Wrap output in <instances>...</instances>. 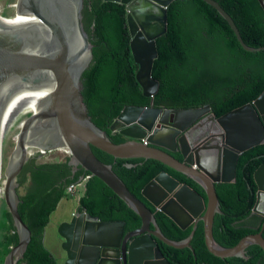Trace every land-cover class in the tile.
<instances>
[{"label": "water", "instance_id": "water-1", "mask_svg": "<svg viewBox=\"0 0 264 264\" xmlns=\"http://www.w3.org/2000/svg\"><path fill=\"white\" fill-rule=\"evenodd\" d=\"M102 1L126 6L130 51L137 65L135 78L143 96L152 97L158 89V81L151 76L157 57L155 40L166 32L167 6L172 0ZM203 1L226 20L244 50H264V46L253 48L243 42L233 20L216 1ZM258 2L264 11V0ZM83 4L84 0H17L15 14L33 20L13 26L0 19V126L17 114L34 111L21 90L51 87L38 110L20 123L14 145L18 158L13 165L9 161L5 170L2 200L16 227L18 242L3 264H16L31 237L17 210V178L30 147L62 149L73 172L80 167L102 180L140 218L138 228L118 235L115 223L100 221L85 211L76 212L57 229L66 252L64 264H170L155 239L174 248H191L199 220L205 245L216 256L245 258L249 245H257L264 252V223L259 232L245 235L231 247L217 244L212 234L214 216L221 213L215 185L235 181L239 155L264 143V90L252 102L219 117L209 113L208 105L192 109L125 105L109 125L111 132L125 138L114 143L93 123L81 95V76L92 59V44L82 23ZM180 114L185 122L177 124ZM198 129L200 134L193 136ZM92 147L115 158L155 159L196 181L205 192L206 202L193 188L165 172L141 189L142 196L180 228L192 225L189 236L182 241L163 236L153 213L127 189L110 165L95 156ZM175 150L181 160L168 152ZM253 178L257 191L251 214H257L264 196V162L255 169Z\"/></svg>", "mask_w": 264, "mask_h": 264}, {"label": "trees", "instance_id": "trees-1", "mask_svg": "<svg viewBox=\"0 0 264 264\" xmlns=\"http://www.w3.org/2000/svg\"><path fill=\"white\" fill-rule=\"evenodd\" d=\"M214 1L231 17L246 45L264 46V11L258 0ZM82 23L92 44V59L81 76V95L93 123L114 143H121L125 138L111 132L109 125L125 105H152L161 109L208 105L210 113L219 117L252 102L264 90V50H244L226 20L203 0H172L167 6L166 32L155 40L157 57L153 60L151 76L158 81V89L152 97L143 96L135 78L137 65L130 51L126 6L111 1L84 0ZM92 151L144 202L166 238L181 241L189 236L191 225L180 228L170 217L156 210L140 191L157 174L165 172L193 188L206 202L205 192L196 181L155 159L115 158L95 147ZM168 152L181 160L179 154ZM263 162L264 143H261L239 155L235 181L215 185L221 213L214 216L212 232L220 246L231 247L245 235L261 230L264 221L257 224V217L250 213L257 191L253 173ZM82 175L89 174L80 167L73 172L68 156L44 163L32 156L25 162L17 182L26 191L17 192V210L31 237L17 264H57L44 245L43 232L59 201L68 197L66 186ZM2 206L0 264L18 242L16 227L4 201ZM78 210L100 220L121 219L126 230L140 224L138 215L95 176L87 179L78 200ZM156 241L170 264H264V252L257 245L245 249L246 258H222L209 252L201 220L190 240L196 259L188 247L174 248Z\"/></svg>", "mask_w": 264, "mask_h": 264}, {"label": "rangeland", "instance_id": "rangeland-1", "mask_svg": "<svg viewBox=\"0 0 264 264\" xmlns=\"http://www.w3.org/2000/svg\"><path fill=\"white\" fill-rule=\"evenodd\" d=\"M17 0H1L0 3V19L15 23V7L14 4ZM30 114L24 112L17 114L11 125L5 131V136L2 141L1 147V166H0V187L3 186L2 180L5 177V170L10 161L11 154L14 150L16 135L20 129V123ZM183 114L176 117V123L182 124ZM29 157L36 156L37 162H51L62 159L66 156V152L60 150H49L42 154H38V149L28 148ZM83 189H77L72 193H68V197L62 198L57 204L56 209L50 214L49 222L43 232V242L46 248L54 255L57 264H64L66 259V252L62 247V237L58 233V226L62 221L70 220L78 208V200L83 195ZM26 191L24 186H17V192L23 194ZM0 207L3 208V194L0 195ZM1 218V213H0ZM18 256V254H17ZM17 264V263H16Z\"/></svg>", "mask_w": 264, "mask_h": 264}, {"label": "bare ground", "instance_id": "bare-ground-1", "mask_svg": "<svg viewBox=\"0 0 264 264\" xmlns=\"http://www.w3.org/2000/svg\"><path fill=\"white\" fill-rule=\"evenodd\" d=\"M27 20L32 21L33 18H31V17H22V16H19V15L15 14V23H11L9 21H5V20L1 19V21L4 24L13 25V26H16V25L20 24L21 22H25ZM50 89H51V87H49V88H40V86H35L33 88H30V89L26 88V89L21 90V92L27 98V100L29 101L30 105L32 106V108L34 110V111H30L31 113L32 112H36L38 110L40 100L45 97L46 93L48 91H50ZM160 114H161V112L158 115H160ZM15 117H16V115L11 117V118H9V119H7L0 126V151H1V147H2V141H3V138L5 136V131L11 125V123L14 120ZM17 158H18V153L14 152V150H13V152L11 154L10 165H13L15 163V161L17 160ZM0 166H1V154H0ZM2 184H4V179L2 180ZM2 189H3V186L0 187V195L2 193Z\"/></svg>", "mask_w": 264, "mask_h": 264}, {"label": "flooded vegetation", "instance_id": "flooded-vegetation-1", "mask_svg": "<svg viewBox=\"0 0 264 264\" xmlns=\"http://www.w3.org/2000/svg\"><path fill=\"white\" fill-rule=\"evenodd\" d=\"M210 113V112H209ZM187 122V121H186ZM197 122V121H196ZM196 122H194V123H192V125H194ZM186 130V129H185ZM163 131V130H162ZM200 129H198L195 133H194V135L193 136H197V135H199L200 133ZM184 133V131L181 133V134H183ZM180 134V135H181ZM180 135H178V136H176L175 137V140L177 141V139L179 138V136ZM197 144H198V142H197ZM173 153H175V154H179V152L177 151V150H175V151H172ZM180 155V154H179ZM72 171H73V169H72ZM218 184V183H217ZM202 197V196H201ZM203 198V197H202ZM79 210H78V208H77V210H76V212H78ZM258 211V213L257 214H253V215H255L256 217H257V220L255 221V222H257V224L262 220V221H264L263 219H264V209H260V210H257ZM75 212V213H76ZM74 213V214H75ZM116 213H119V212H116ZM253 215H251V216H253ZM65 221H68V220H65ZM101 221H104V222H109V223H115L116 224V234H118V235H120V234H124L125 232H131L133 229H135V228H131V229H128V230H125V222L123 221V220H121V219H105V220H101ZM63 222V221H62ZM120 222H122L123 224L121 225L120 224ZM110 235H111V233H110ZM184 248V247H183ZM165 258V257H164ZM166 259V258H165ZM167 260V259H166ZM191 264V263H190Z\"/></svg>", "mask_w": 264, "mask_h": 264}, {"label": "built area", "instance_id": "built-area-1", "mask_svg": "<svg viewBox=\"0 0 264 264\" xmlns=\"http://www.w3.org/2000/svg\"><path fill=\"white\" fill-rule=\"evenodd\" d=\"M141 141H143L144 143H146L145 138L141 139ZM37 149H38V154H42L45 151H48V150H43V149H39V148H37ZM66 156H68V154ZM89 177H90V175H84L80 180H77V181H75L73 183L68 184L66 186V188H65L66 194L68 195V193H72L73 191H75L77 189H84L85 183H86V181H87V179Z\"/></svg>", "mask_w": 264, "mask_h": 264}, {"label": "clouds", "instance_id": "clouds-1", "mask_svg": "<svg viewBox=\"0 0 264 264\" xmlns=\"http://www.w3.org/2000/svg\"><path fill=\"white\" fill-rule=\"evenodd\" d=\"M243 152H244V151H243ZM39 155H40V154H39ZM143 187H144V186H143ZM140 193H141V191H140ZM133 195H134V194H133ZM141 195H142V194H141ZM255 201H256V200H255ZM260 209H264V207H259L258 210H260ZM156 210H157V209H156ZM251 210H252V209H251ZM250 215H253V214L250 213ZM99 220H100V219H99ZM100 221H101V220H100ZM139 225H140V224H139ZM202 225H203V223H202ZM191 226H192V225H191ZM138 227H139V226H138ZM138 227H136V228H138ZM212 227H213V225H212ZM136 228H135V229H136ZM158 228H159V227H158ZM135 229H133V230H135ZM125 230H126V229H125ZM133 230H132V231H133ZM159 230H160V229H159ZM160 232H161V231H160ZM125 233H127V232H125ZM125 233H124V234H125ZM212 234H213V232H212ZM162 235H163V234H162ZM163 236H164V235H163ZM213 238H214V237H213ZM156 240H158V239H155V241H156ZM170 240H171V239H170ZM173 241H174V240H173ZM181 241H182V240H181ZM156 242H157V241H156ZM166 245H167V244H166ZM190 249L192 250V247H191ZM209 252H210V251H209ZM215 256H216V255H215ZM218 257H219V256H218ZM232 257H236V256H232ZM222 258H223V257H222ZM225 258H226V257H225ZM243 258H244V257H243ZM245 258H246V257H245Z\"/></svg>", "mask_w": 264, "mask_h": 264}, {"label": "crops", "instance_id": "crops-1", "mask_svg": "<svg viewBox=\"0 0 264 264\" xmlns=\"http://www.w3.org/2000/svg\"><path fill=\"white\" fill-rule=\"evenodd\" d=\"M263 198V202L261 203L260 207H264V196H261Z\"/></svg>", "mask_w": 264, "mask_h": 264}]
</instances>
